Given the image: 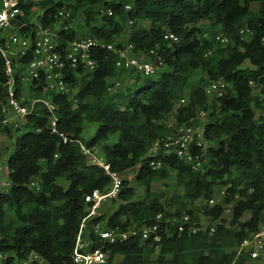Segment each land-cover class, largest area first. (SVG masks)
I'll return each instance as SVG.
<instances>
[{
	"label": "trees",
	"instance_id": "trees-1",
	"mask_svg": "<svg viewBox=\"0 0 264 264\" xmlns=\"http://www.w3.org/2000/svg\"><path fill=\"white\" fill-rule=\"evenodd\" d=\"M128 2L47 0L39 4L42 12L35 22L38 6L27 1L13 20L15 30L34 38L39 27H54L61 8L71 11L65 25L82 10L86 30H59L60 49L79 36H100L114 42L116 48L95 52L97 69L87 72L80 67L81 77L66 65L67 82L77 89L76 101L45 91L43 75L33 81V95H47L58 106V133L50 129L44 106L29 115L20 128L2 125L7 74L0 52V131L11 137L17 134L7 159L11 186L0 191V264H40L30 260L35 254L49 264H74L76 238L88 214L85 195L111 188L104 168L90 163L77 144L64 142L59 133L99 148L110 168L120 174L140 165L135 178L144 189L143 197L138 198L137 188L123 179L112 200L116 208L111 214L91 217L84 229L92 249L103 246L106 264H257L239 252V246L258 228L264 208V116L260 114L264 110L260 99L264 93V0H136L127 10ZM256 2L259 8L253 10L251 5ZM100 7L113 9L114 14L101 16ZM99 16L102 23H98ZM244 28L251 34H243ZM166 31L174 32L180 40H165ZM220 33L230 39L228 45L216 40ZM0 35V46H6V35ZM130 43L139 55L156 49L165 67L154 77L136 74L132 89L110 91V79L125 72L116 67L118 50ZM29 59L14 58L16 64ZM245 61L250 66L243 67ZM197 71L203 76L192 82ZM16 79L20 93L19 74ZM219 79L229 83L227 92L210 102L206 87ZM184 97L188 102L177 108L176 125L194 124L199 112L208 110L204 127L207 146L199 149L208 159L207 168L196 171L176 154L164 157L161 151L155 158L161 159L163 166L153 169L149 149L153 142L174 132L176 125L167 120ZM86 122L98 124L88 140L82 138ZM114 135L116 140H111ZM172 172L182 192L168 196L154 190V182L169 179ZM61 180L68 185H62ZM224 187L223 203L209 205L208 200ZM236 194L240 198L236 199ZM232 202L231 226L219 225L213 233L206 229L180 235L175 225L165 222L183 214L194 219L204 214L215 220L224 212V205ZM161 212L165 218L160 242L141 241V233L135 232L122 243L104 244L93 232L98 222L119 231L150 225ZM165 225L172 233L164 231ZM118 256L120 261H116Z\"/></svg>",
	"mask_w": 264,
	"mask_h": 264
},
{
	"label": "built area",
	"instance_id": "built-area-1",
	"mask_svg": "<svg viewBox=\"0 0 264 264\" xmlns=\"http://www.w3.org/2000/svg\"><path fill=\"white\" fill-rule=\"evenodd\" d=\"M27 1L38 6L41 2L47 0H0V34L3 33L7 37L6 46H0L7 74V80L4 83L6 93L2 108L4 113L2 125H10L13 129L20 128L26 123L29 115L34 113L37 108L44 106L49 112L48 125L50 129L53 133H58V106L47 95L34 96L31 84L34 80H39L43 75L45 77V91L64 94L67 95L69 100L76 101L75 95L77 94V89L67 82V76L64 71L66 65L68 63L71 65L77 73V77H81L80 67H83L87 72H93L98 67V61L94 56L95 52L100 49L115 50L116 44L114 42H107L100 36H79L69 41L67 46L61 50L58 31L63 28L73 27L72 23H69V25L64 24V20L69 19L71 16V11L65 7L57 12V21L54 27H39L36 30L34 38L24 36L15 30L13 20L18 14L23 12L21 5ZM135 1L130 0V2L126 3L125 9H132L133 2ZM100 14L101 16H111L114 12L111 8L100 7ZM128 24L131 26L133 20H130ZM241 32L243 34H251L250 29L244 28ZM164 39L170 41V43H176L180 40L179 36L172 31H166ZM216 40L223 46L230 43V39L222 33L217 34ZM134 48V45L130 43L118 50V59L116 61L118 69L134 75L139 74L144 77H154L165 67L164 59L157 53L156 49H151L139 55L135 54ZM26 57L30 58L27 62L20 61L18 64L15 63L14 58L21 59ZM17 74H19L22 83L20 93L17 91ZM120 86V80L115 78L114 81H110L109 90L114 91L120 88ZM228 86L229 83L223 79L210 82L206 87L209 101L212 102L213 100L216 101L222 98L226 94ZM45 91L43 93H46ZM260 99L264 106V93H260ZM187 102L188 98L184 97L179 101V105H185ZM207 115L208 110H201L198 117ZM174 127V132L168 134L165 139L156 140L151 145L147 154L148 157H151L149 165L153 169H160L163 166V161L155 157L163 151L164 157L176 154L190 164L194 170H206L208 159L204 155V152L202 154V150L207 146V141L204 138V128H201L196 123L191 125L177 124ZM59 135L63 138L64 142L77 144L83 154L88 156L89 162L103 167L111 178L110 189L104 192L100 189H94L85 195L88 214L82 220L72 253L74 264H106L107 254L103 246L92 249L89 239L84 237V229L87 227L88 219L101 215L100 209L104 202L117 197L122 187L123 177L120 173L110 168L104 156L96 148H90L81 138L67 136L63 133H59ZM199 149L202 150L200 151ZM10 186V182L3 181L0 183V191L2 189L7 190ZM217 192H219L220 196L218 197L217 194L212 196L208 200L209 205L214 206L217 203H223L227 188H221ZM235 198L238 199L240 197L236 194ZM233 203L235 202L225 204L224 212L215 220L204 214H199L197 219H194L190 214H183L180 218L173 215L167 218L165 222L175 225V232L180 235L183 233L194 234L206 229L213 233L219 225L231 226L234 210ZM249 216H251L250 213L248 214V218ZM164 218V214L161 212L155 216V221L152 224L143 225L139 228L130 227L125 231L109 227L105 228L102 223L98 222L93 225V232L104 244L122 243L128 240L135 232L141 233V241L153 239L156 242H160L162 239L160 230ZM164 231L172 233L167 225L164 226ZM241 251L248 254L250 260L253 262L264 264V208L261 212V221L258 228L241 242L239 252ZM32 259L38 260L40 264H49L44 258L36 254L31 256L30 260Z\"/></svg>",
	"mask_w": 264,
	"mask_h": 264
},
{
	"label": "rangeland",
	"instance_id": "rangeland-1",
	"mask_svg": "<svg viewBox=\"0 0 264 264\" xmlns=\"http://www.w3.org/2000/svg\"><path fill=\"white\" fill-rule=\"evenodd\" d=\"M259 5L260 4L258 2L253 3L251 5V8L253 10H258ZM41 12H42V9L38 5V10H37L36 14L33 17V21H37L38 15ZM101 18L102 17L99 16L98 23H102ZM67 20H70V19L67 18V19L64 20V22L67 21ZM71 23H73V26H74L75 30H77L79 33H81L83 29L86 30L85 15H84L82 10L77 12L76 16L72 19ZM203 24H206V22H203ZM15 62H17V61H15ZM245 66H250L249 61H245L243 63V67H245ZM201 76H203L202 71L195 72L194 75H193V78H192V82L198 81V79L201 78ZM115 78L120 80V82H121L120 89H123V90L128 89V88L132 89L135 86L136 82H137L136 78H135V75L132 74V73H128V72H124L120 76L115 77ZM115 78H111L110 81H114ZM179 106L180 105L177 104L175 106V110L172 113H170V115L168 117L167 121H168V123L170 125H176V123H177L176 110H177V108ZM260 111H261L260 114H262L264 116V110H260ZM207 122H208V115L204 116V117H198L197 116L195 118V123L197 125H199L201 128H204L205 124ZM97 127H98L97 123L86 122L85 125H84V131L82 133V138H84V140L90 139L95 134ZM21 132H23V131H21ZM16 137H17L16 133H13V136L11 137L8 134L0 131V183L3 182V181L10 182L9 178H8V172L9 171H8V168H7V159L9 157L10 153L13 151ZM116 138H117V135L116 136L114 135L111 138V140H116ZM98 150H99V148H98ZM139 168H140V165H136L132 170L127 171L126 173H123V178L124 179H128L129 181H131L132 185H134L137 188V193H138L137 197L138 198H142L143 195H144V189L139 184V182L136 181V178H135V173L138 171ZM175 175H176L175 172H172V176L169 179L155 181L154 182V190L163 191L168 196H171L174 193H181L182 189H181V187H179L177 185V179H176ZM60 183L62 185H64V186L68 185V182L67 181H63V180H61ZM2 190H6V189H2ZM217 196L218 197L220 196L219 192H217ZM111 201L112 200H109V201H107V203H105V209L109 205L113 206V202H111ZM115 206H116V204H115ZM110 210H111V208L108 209L107 211H110ZM10 217H12V214H9V218ZM245 218H246V216H245ZM120 260H121V257L118 256L116 261H120Z\"/></svg>",
	"mask_w": 264,
	"mask_h": 264
},
{
	"label": "crops",
	"instance_id": "crops-1",
	"mask_svg": "<svg viewBox=\"0 0 264 264\" xmlns=\"http://www.w3.org/2000/svg\"><path fill=\"white\" fill-rule=\"evenodd\" d=\"M35 22H37V21H35ZM73 24V23H72ZM74 27V26H73ZM96 150H98V149H96ZM98 152H99V150H98ZM134 168V167H133ZM132 168V169H133ZM132 169H130V170H132ZM130 170H127V171H130ZM127 171H125L124 173H126ZM136 174H137V172L135 173V177H136ZM121 176L123 177V173L121 174ZM124 179V178H123ZM112 202V201H111ZM105 203H107V202H104L103 203V205H102V207H101V209H100V211H101V215L102 214H104L105 212H109V214H111V212L116 208V206H115V203H113V206H111V205H109L106 209H105ZM111 208V210L110 211H107L108 209H110ZM102 225H103V227H105L106 225H105V222H103L102 223ZM105 228H107V227H105Z\"/></svg>",
	"mask_w": 264,
	"mask_h": 264
}]
</instances>
